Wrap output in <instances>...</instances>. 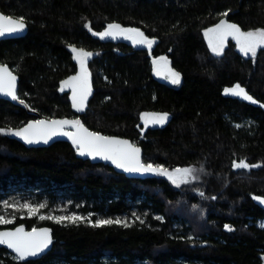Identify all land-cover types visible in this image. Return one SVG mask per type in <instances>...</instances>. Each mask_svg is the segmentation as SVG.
<instances>
[{
    "label": "trees",
    "instance_id": "obj_1",
    "mask_svg": "<svg viewBox=\"0 0 264 264\" xmlns=\"http://www.w3.org/2000/svg\"><path fill=\"white\" fill-rule=\"evenodd\" d=\"M0 11L29 26L23 38L0 40V65L18 78L17 99L0 98V130L40 118L79 120L132 140L146 164L193 168L198 177L179 187L160 175L130 179L80 159L67 143L28 148L21 137L0 134V199L11 201L0 203V215L6 209L14 217L0 230L47 226L53 236L41 260L19 261L3 247L0 264H264V49L244 56L228 39L216 56L205 36L221 20L243 32L264 30V0H0ZM113 23L155 42L138 50L93 35ZM73 47L92 54L83 114L61 91L79 67ZM160 57L180 74L178 87L155 76ZM237 84L256 103L225 95ZM148 112L166 113L168 122L141 139ZM241 161L259 167L235 170ZM18 194L44 201L43 213L63 200L90 218L28 217L12 207ZM99 215L128 220L94 226Z\"/></svg>",
    "mask_w": 264,
    "mask_h": 264
},
{
    "label": "snow or ice",
    "instance_id": "obj_2",
    "mask_svg": "<svg viewBox=\"0 0 264 264\" xmlns=\"http://www.w3.org/2000/svg\"><path fill=\"white\" fill-rule=\"evenodd\" d=\"M227 16L228 13H223ZM25 29L24 18L13 19L4 15H0V36L6 33H18ZM93 35H99L101 39L105 37L115 38L116 36H123L125 39H131L134 44H141L151 49L153 43L152 39H148L138 29L122 28L119 24H109L104 32L99 34L93 33ZM205 36L208 38L209 47L216 56L223 54L225 42L229 36H231L239 46V50L245 55L251 54L255 57L257 49H264V30H255L243 32L235 25L221 20L218 25L208 29L205 32ZM75 53V59L80 64V75L72 77L70 80L64 82V86L72 89V101L73 107L78 112H83L86 106L87 98L91 93L89 76L90 74L86 68V59L92 54L85 52L83 49L77 50L72 48ZM156 74L160 75L163 71L165 78L169 79L174 85L180 83V74L171 70L168 67V60L166 57H160L158 60H154ZM16 77L13 76L7 68L0 66V94L10 96L13 100L17 99L15 91ZM63 91V87L61 88ZM225 94L239 96L245 100H249L252 103H256L255 100L249 96L245 90L237 84L235 87L226 89ZM23 103V101H20ZM145 127L149 124L163 126L168 120V114H145L142 117ZM65 126L74 128L75 131H66ZM0 134H11L21 137L25 143H44L47 144L54 136H66L71 140L73 146L80 156L91 157L95 160L99 157L102 160L110 161L117 168L123 169L129 173H153L160 176H165L174 185L179 187L181 184H188L190 179H197L194 175L196 169L193 168H177L169 171L163 166H154L151 163L145 164L141 161L140 149L126 140L118 138L106 137L98 133L90 132L81 124L79 120H51V121H36L28 124L26 127L12 132H4L0 130ZM235 168H249L259 167V165H248L241 161L239 163L234 162ZM203 171V169H200ZM201 195H203L201 193ZM264 203V199L260 201ZM7 208L9 205L4 204ZM16 208V205H12ZM27 209L29 213L35 214L39 212V209L45 207L41 204L33 207L29 204L22 206ZM40 219H54L56 222L63 221L65 219L76 221L82 220L80 216H40ZM143 222V221H141ZM11 220L5 219L0 216V224H10ZM121 224L120 220H99L94 226ZM126 226V225H125ZM227 227V226H226ZM231 231V229H228ZM51 243V238L48 229L36 230L31 232H25L22 227H18L15 231L0 232V244L6 245L11 249L19 261H24L27 257L36 256L38 253L44 251Z\"/></svg>",
    "mask_w": 264,
    "mask_h": 264
},
{
    "label": "water",
    "instance_id": "obj_3",
    "mask_svg": "<svg viewBox=\"0 0 264 264\" xmlns=\"http://www.w3.org/2000/svg\"><path fill=\"white\" fill-rule=\"evenodd\" d=\"M0 15H4V16H7V17H10V18H13V19H19V18H16V17H11V16H8L4 13H2L0 11ZM25 22V21H24ZM29 32V26L27 25V23L25 22V29L22 31V32H18V33H6L5 35L3 36H0V40H10V39H20V38H23L25 37ZM141 32V31H140ZM117 37V36H116ZM115 38H112V37H105L104 40H109V39H116ZM127 42L128 43H133L131 39H127ZM135 48L136 49H144L146 48L145 45H141V44H135ZM0 66H3L5 68H7V70L13 75L16 77V84H15V91H16V96H17V93H18V78L16 76V74L6 65H0ZM233 88V87H231ZM245 92L251 96L247 89L245 87H242ZM230 89V88H228ZM227 95V94H225ZM227 96H230V97H235V98H238L240 99L241 101L243 102H251L249 100H245L243 99L242 97H239V96H233V95H227ZM0 98L2 99H6V100H12V98L10 96H5L3 94H0ZM253 99V98H252ZM254 100V99H253ZM87 105V103H86ZM86 107V106H85ZM85 111V109H84ZM83 112H78V114H83ZM77 113V112H76ZM148 115H151V114H162V113H158V112H148L146 113ZM51 120H57V119H47V118H40V119H37V120H34V121H31L29 123H27L24 127H26L28 124L30 123H33V122H36V121H51ZM168 122V120H167ZM166 122V123H167ZM165 123V124H166ZM141 124L143 126L142 130L140 131L141 133V139L144 138L146 132L149 130V129H156V128H159L161 127L160 125H152V124H149L147 127H145V124H144V121L143 119L141 120ZM83 125V124H82ZM84 128H86L88 131L90 132H94V133H98V132H95L93 130H91L90 128H88L87 126L83 125ZM23 127V128H24ZM65 130L66 131H71V132H74L75 129L74 128H71L70 126H65ZM100 135H103V136H106V137H112V138H118V139H121V140H126L128 142H130L131 144L135 145L136 147H138L140 149V157H141V161L143 163L144 162V153H143V150L137 146L136 144H134V142L128 138H125V137H120V136H109V135H104L102 133H98ZM24 141V140H23ZM67 143L69 144L75 151H76V148L73 146L71 140L68 139V137L66 136H54L47 144H44V143H34V144H27L25 143V145L28 147V148H46V147H49L51 145H54L55 143ZM78 154V152H77ZM78 157L82 160H85V161H90L91 163H94V164H105V165H108L109 167H111L116 173L118 174H122V175H125L126 177L130 178V179H137V180H148V179H151L153 177L156 176V174H153V173H129V172H125L123 171V169H120V168H117L114 164H112L110 161H106V160H102L100 159L99 157H97L95 160H93L91 157H87V156H80L78 154ZM237 163V162H235ZM239 163V162H238ZM146 164V163H145ZM234 167V166H233ZM235 170H239V169H242V168H235ZM18 227H22L24 229L25 232H31L33 229H36V230H43V229H48L49 230V234H50V238H51V243L48 245V247L46 249H44V251L38 253L36 256H32V257H27L24 261L22 262H28V261H38V260H41L44 256H46L52 249H53V236H52V229L50 227H47V226H44V227H36V228H32L30 230L26 229L25 226L23 225H20V226H17L15 228H4V229H1L0 232H5V231H15L16 228ZM5 248L9 253H11L12 255H14L16 257V254L11 250L9 249L6 245H2L0 244V248ZM17 258V257H16Z\"/></svg>",
    "mask_w": 264,
    "mask_h": 264
},
{
    "label": "rangeland",
    "instance_id": "obj_4",
    "mask_svg": "<svg viewBox=\"0 0 264 264\" xmlns=\"http://www.w3.org/2000/svg\"><path fill=\"white\" fill-rule=\"evenodd\" d=\"M228 39H233L231 36H229L227 38ZM208 40V38H207ZM226 40V42H227ZM234 40V39H233ZM235 41V40H234ZM226 42H225V45H226ZM236 42V41H235ZM225 47V46H224ZM239 48V46H238ZM258 50V49H257ZM241 52V51H240ZM242 53V52H241ZM243 54V53H242ZM244 55V54H243ZM251 55V54H249ZM247 55V56H249ZM245 56V55H244ZM77 60V59H76ZM87 60V59H86ZM78 62V61H77ZM79 63V62H78ZM80 65V64H79ZM168 67L172 69V67L170 66V64L168 63ZM174 71V70H173ZM154 74L155 76L162 82L170 85V86H174V87H178L180 84H181V80H180V83L178 85H174L170 82L169 79H166L165 78V73L162 71L160 75H157L156 74V70H155V66H154ZM13 205H16L17 207H22L24 204H29L33 207H36V206H39L41 204L45 205L44 201L43 202H37L35 199H33V197L31 196H27V197H23L22 194H18V196H16V199H13ZM10 199H0V203L2 205H4L5 203L7 204H10ZM24 209V208H23ZM57 209V210H56ZM27 210V209H26ZM41 209H39V212L38 213H35V214H31L28 212V217H32V216H38L39 219H40V216L43 215V216H51V217H60V216H65V217H68V216H80V217H83L84 219L85 218H90V215H81L79 212L71 209L69 207V203L68 202H64L63 200H60V202L58 204H55L54 207L50 210V212H41L40 211ZM28 211V210H27ZM57 211V212H56ZM0 216H3L5 219H8V220H11L12 222L14 221V217L12 216V214H10L8 211H6V209L3 210V213L0 215ZM23 217L25 216V213L22 215ZM67 220V219H65ZM83 220V219H82ZM99 220H108L107 217L103 216V215H99L98 216V221ZM117 220H120L122 222H127V216H124V217H118ZM0 225H4V224H0ZM260 225L263 227L264 226V222H261ZM15 257V256H14Z\"/></svg>",
    "mask_w": 264,
    "mask_h": 264
},
{
    "label": "flooded vegetation",
    "instance_id": "obj_5",
    "mask_svg": "<svg viewBox=\"0 0 264 264\" xmlns=\"http://www.w3.org/2000/svg\"><path fill=\"white\" fill-rule=\"evenodd\" d=\"M116 39H120V40H124V41H127V39H125L123 36H117L116 37ZM131 45H133L134 47H135V44L134 43H130ZM147 47V46H146ZM136 49V48H135ZM77 50H79V49H77ZM71 53L73 54V57H74V59H75V53L72 51V49H71ZM75 61L77 62V60L75 59ZM78 63V62H77ZM87 64H88V60H86V68H87ZM78 70H77V72L75 73V74H69L68 75V77L65 79V81H68V80H70L72 77H76V76H78V75H80V65H79V63H78ZM87 71H88V69H87ZM64 81V82H65ZM89 84H90V89H91V81H90V78H89ZM63 87V94H67V96H68V98L70 99V101H71V103H72V105H73V101H72V89L71 88H69V87H66V86H64V83H61V88ZM89 99H90V95L88 96V98H87V104H88V102H89ZM74 108V107H73ZM74 110H75V112H77L78 113V111L74 108ZM20 226V225H19ZM17 227V226H16ZM15 228V227H14Z\"/></svg>",
    "mask_w": 264,
    "mask_h": 264
}]
</instances>
